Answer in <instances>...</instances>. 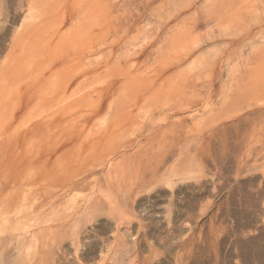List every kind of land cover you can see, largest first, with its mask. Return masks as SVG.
<instances>
[{
  "label": "rangeland",
  "instance_id": "374dc122",
  "mask_svg": "<svg viewBox=\"0 0 264 264\" xmlns=\"http://www.w3.org/2000/svg\"><path fill=\"white\" fill-rule=\"evenodd\" d=\"M140 1L0 0V264H264V0Z\"/></svg>",
  "mask_w": 264,
  "mask_h": 264
},
{
  "label": "bare ground",
  "instance_id": "6f19581e",
  "mask_svg": "<svg viewBox=\"0 0 264 264\" xmlns=\"http://www.w3.org/2000/svg\"><path fill=\"white\" fill-rule=\"evenodd\" d=\"M137 1L138 0H131V4H130L131 7L130 8H132L134 5H137V7H139L138 9H140L141 8V1L140 2H137ZM220 3L222 4L221 6H224L225 5L224 2H223V0H221V1L218 0V1H216L214 3L215 6L213 7V9H218L219 6H220ZM227 6H229V5H227ZM220 11H222V10H220ZM229 14H230V16H229V19L226 21V24L229 22V20H233L234 19V16H237L238 13L237 12L236 13H232V10H231ZM127 20L130 21L129 19H127ZM135 24H136V20H135L134 24L131 27L128 26L125 29V31L126 30L128 31L129 29H133L134 28L133 26ZM226 24H223V25H226ZM184 38L185 37H181V36L172 37V39H170V44H168L169 45V48L166 49V50H164V51H160L157 54V59L155 60V62L158 61L159 64L155 67V69L157 70L158 73H160L159 70H161L162 68H165V67H169V69L170 68L172 69V67L174 65H177V64L182 63L183 61L187 60L192 55V53L194 51V47L192 46V44H189V43L186 44ZM181 45H183V47H181L180 50H177L176 47L177 46H181ZM155 77H158V74H156ZM126 85L127 86H133L134 84H132V82H128ZM24 177H26V174L24 172H22L20 174L21 182L19 184V187L21 189H23V190H24V187L26 185L25 184V181H24ZM25 180H26V178H25Z\"/></svg>",
  "mask_w": 264,
  "mask_h": 264
}]
</instances>
